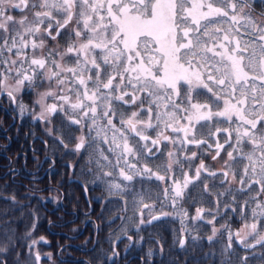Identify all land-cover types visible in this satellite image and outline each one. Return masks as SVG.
I'll use <instances>...</instances> for the list:
<instances>
[{"label":"snow or ice","instance_id":"1","mask_svg":"<svg viewBox=\"0 0 264 264\" xmlns=\"http://www.w3.org/2000/svg\"><path fill=\"white\" fill-rule=\"evenodd\" d=\"M27 90L37 120L60 118L45 130L52 146L87 156L85 174L110 194L105 208L114 196L127 211L130 197L139 224L173 215H151L156 204L145 199L153 193L129 188L154 177L164 185L155 200L184 225L183 203H196L190 185L209 197L218 187L217 209L230 197L224 206L245 221L228 231L223 264H232L233 235L245 248L264 247V0H0V93L23 115ZM162 157L154 170L150 162ZM0 200L19 203L15 193ZM205 215L215 225L217 213L204 207L191 219ZM10 224H0V264L15 249L14 264L52 258L37 248L45 236L20 245Z\"/></svg>","mask_w":264,"mask_h":264},{"label":"flooded vegetation","instance_id":"2","mask_svg":"<svg viewBox=\"0 0 264 264\" xmlns=\"http://www.w3.org/2000/svg\"><path fill=\"white\" fill-rule=\"evenodd\" d=\"M19 99L28 109L23 115H20L17 105L5 93H0V195L11 196L15 193L16 198L29 201L26 202L28 207L25 215L23 211L2 206L0 202V212L9 209L8 216H0V224L5 220L11 221L10 227L15 230L17 237V231L28 232L36 223L32 235L23 239L27 245L32 239L46 237V243L41 242L37 248L42 254L50 252L53 255L51 259H43L40 264H85L86 261L89 264H144L142 258L146 255L148 264H223L228 258L227 254H222L229 243L228 231L234 234L243 228L245 221L240 213L231 212L224 206L231 202L230 197H220L217 209L215 193L223 189L212 188L213 195L209 197L203 193L201 184L197 183L194 188L190 185L196 203H183V207L189 211V219L182 225L175 215V209L166 202L161 206L155 200V196L161 194L163 183L154 177L137 178L129 188L131 190L134 186L136 192L144 189L153 193L152 199H145L146 203L156 204L151 215L173 213L150 224H139L138 216L132 218L130 197H124L129 200L127 211L116 202L114 196L111 197L113 202L104 207L110 194L106 186H96L94 178L85 174L87 156L81 157L62 147L52 146L45 130L58 126L60 118L57 117L50 125L37 120L34 111L38 113L39 108L33 111L37 97L30 90L22 92ZM47 102L52 101L49 99ZM74 135L79 136L80 133L75 132ZM65 142L69 143L67 139ZM73 144L69 143V147ZM163 159L150 162V166L156 170V165L161 164ZM206 162L210 165L213 163ZM221 163L215 162L214 167L218 169ZM205 182L210 186L212 184V180L207 177ZM5 184L7 188H4ZM34 198L40 204L36 211L32 209ZM196 207L216 212L215 225L207 223L212 218L210 215H205L199 221L192 220ZM34 214L38 220H34ZM151 215L145 212V221ZM114 217L119 218L112 222ZM225 224L228 225L227 229L221 227ZM213 226L220 231L209 240L208 237L213 235ZM185 227L186 231L183 230ZM180 239H185L183 246L179 243ZM248 243L254 241L249 238ZM229 251L232 253V264H242L245 256L248 257L247 264H264V247L257 245L255 248H245L235 235ZM114 252L116 255H113ZM14 260L15 253L8 257L9 264H14Z\"/></svg>","mask_w":264,"mask_h":264},{"label":"trees","instance_id":"3","mask_svg":"<svg viewBox=\"0 0 264 264\" xmlns=\"http://www.w3.org/2000/svg\"><path fill=\"white\" fill-rule=\"evenodd\" d=\"M17 199L19 200L18 204L13 203V202H7L6 203V202H4L2 200H0V202L2 203V206H7V207H10V208H13L15 211H18V212L23 211V214L25 215L27 213V211L25 209L28 207V204H26V202L29 201V200H27L26 198H17ZM33 201H34V204H33V208L32 209L34 211H36L37 207L40 206L39 200L37 198H34ZM25 233H26V231L25 232L17 231V242H18V244L26 245L25 244V240L23 239V238H25ZM21 240H24V242L21 241ZM19 250H22V249L13 250V252L9 253L8 257L12 256L16 251H19Z\"/></svg>","mask_w":264,"mask_h":264},{"label":"rangeland","instance_id":"4","mask_svg":"<svg viewBox=\"0 0 264 264\" xmlns=\"http://www.w3.org/2000/svg\"><path fill=\"white\" fill-rule=\"evenodd\" d=\"M21 245V244H20ZM41 252V251H40Z\"/></svg>","mask_w":264,"mask_h":264}]
</instances>
